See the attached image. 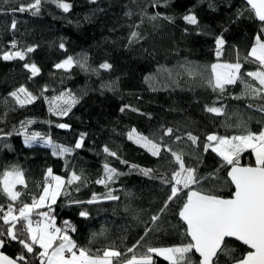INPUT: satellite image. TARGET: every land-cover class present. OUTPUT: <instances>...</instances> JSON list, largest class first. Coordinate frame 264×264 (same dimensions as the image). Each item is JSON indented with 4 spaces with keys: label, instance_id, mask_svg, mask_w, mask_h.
Masks as SVG:
<instances>
[{
    "label": "trees",
    "instance_id": "trees-1",
    "mask_svg": "<svg viewBox=\"0 0 264 264\" xmlns=\"http://www.w3.org/2000/svg\"><path fill=\"white\" fill-rule=\"evenodd\" d=\"M65 2L72 5L68 12L52 0H41L39 13L33 15V10L13 11L33 0H0V53L26 52L28 47H34L33 52H26L23 61L0 58V174L19 169L27 184L26 188L16 186L21 196L15 206L31 203V197L39 195L49 168L65 181L75 172L81 181L66 187L52 205V215L58 227L64 228V222H70L75 231L69 230L68 234L79 247L100 255L112 248L122 253L114 264H126L133 255H143L149 245L173 247L188 243L185 228L177 219L181 200L164 208L170 195V185L164 181L178 167L174 158L163 150L159 157L151 155L129 140L127 134L135 129L159 143L162 129L172 128L173 137L163 136V143L173 151L183 152L186 166L197 168L201 176L219 168L220 158L211 149L204 152L206 136L231 137L264 130V94L246 95L240 80L226 85L223 93L213 91L208 84L210 68L214 63H235L238 50L242 80L259 88L258 82L246 75L257 71L259 65L248 62L245 56L256 35L264 36L261 22L241 0ZM189 14L197 17V25L184 21ZM13 22L15 29L11 27ZM133 32L138 33V38H132ZM220 36L225 44L217 58L215 39ZM13 42L16 49L11 47ZM69 56L84 62L85 68L79 64L68 71L55 68ZM105 62L112 65L110 70L100 68ZM25 63H34L39 74L32 77ZM188 68L192 69L191 75ZM109 84L111 90L101 87ZM21 85L37 97L24 107L9 96ZM62 93L75 97L77 103L67 115H53L49 102L59 103L54 98ZM5 99L7 105L3 103ZM125 105L131 108L121 112ZM206 106L221 108L223 114L209 113ZM60 123L69 128L56 127ZM188 132L199 138L198 145L186 139ZM34 133L72 151L53 155V148L39 137L25 144V135ZM82 133L83 145L76 149ZM176 135L185 139L173 143ZM105 146L119 159L107 155ZM240 161L243 166L255 164L250 151L243 153ZM105 163L121 173L107 187L96 183L105 176ZM139 169L153 171L145 176ZM226 171H220L222 179L217 183L223 190L216 194L227 198L232 187L224 184ZM109 191L119 199H106ZM93 194L98 202L76 203L90 200ZM8 203L0 193V205L5 210ZM81 211H86L87 217L80 216ZM154 215L159 217L155 223L151 219ZM133 247L134 252H128ZM229 247L235 249L236 257L247 251L232 240ZM2 251L13 259L23 253L30 264H39L16 241L6 239ZM153 259L155 264H168L163 257ZM193 259L198 258L193 255ZM219 264H226V258L221 256Z\"/></svg>",
    "mask_w": 264,
    "mask_h": 264
},
{
    "label": "snow or ice",
    "instance_id": "snow-or-ice-1",
    "mask_svg": "<svg viewBox=\"0 0 264 264\" xmlns=\"http://www.w3.org/2000/svg\"><path fill=\"white\" fill-rule=\"evenodd\" d=\"M11 0H3V3H10ZM57 7L64 12H68L72 5L65 0H52ZM95 2V0H93ZM248 11H251L255 18L261 22V32L264 33V0H246ZM41 0H33L29 5H21L13 11L24 12L33 10V15L39 13ZM156 17H152L155 19ZM184 21L189 25H197L198 19L194 14L185 15ZM15 29V22L11 25ZM132 38H138V33L133 32ZM217 58L222 55V49L225 40L222 36L215 39ZM12 49H16L13 42ZM64 48V45H60ZM34 51V47H28L27 53ZM25 51L13 50L0 53V58L5 61L14 59L25 60ZM245 60L250 63H258L257 71H248L246 75L256 80L259 88L244 82L241 77L242 63L240 62L239 52L237 50V59L235 63H214L211 65V78L208 81L209 87L213 91H225L226 85L235 84L240 80L245 84V94H264V36L258 34L255 42L251 46ZM74 64H79L85 68L84 62L75 61L69 56L61 63L55 65L56 69L68 71ZM31 76L39 74L40 69L34 63H25ZM112 65L105 62L100 65L101 69L110 70ZM192 74V69H186ZM112 89V85H101ZM9 96L20 107L33 103L37 97L33 95L25 86L21 85L16 90L9 93ZM67 97V98H65ZM264 98V95H262ZM54 100L62 101V104L49 102V111L53 115L65 116L71 111V107L77 103L75 97L70 94H61ZM7 105L8 101L3 102ZM251 107V105H249ZM131 108L125 105L120 109ZM138 111V109H131ZM205 110L209 113L222 115L223 110L218 107H208ZM264 110V109H262ZM32 123V121H28ZM23 127V124H22ZM56 127L61 129L69 128V125L60 123ZM163 136L173 137L174 129L163 128ZM85 134H81L80 139L76 142L75 148L79 149L83 145ZM163 136L157 143L147 136L138 133L132 129L128 133V139L145 148L151 155L159 157L161 151H166L174 158V163L178 166L172 171L171 177L164 182L170 185V195L165 202L164 208L168 204L180 199L178 217L183 225L186 226L184 235L190 237L186 244L173 247H153L147 246L146 252L137 258L133 255L126 261V264H155L153 256L163 257L168 264H219L221 256L226 258V264H264V130L258 133L246 131L243 134L228 136H218L209 134L206 136L204 143V152L211 149L221 160L219 168L209 172L205 176L198 174L195 167L186 166L183 152L173 151L172 148L163 143ZM39 137L38 133L31 136L25 135V144L35 141ZM46 145L53 148V155L62 156L70 153L71 148L62 145H55L51 139H44ZM185 137L176 135L173 143L181 142ZM186 139L192 145H198L199 138L191 132L186 133ZM103 151L119 159L117 154L110 151L107 146ZM251 152L255 157V164L243 166L240 158L243 153ZM127 163V161H120ZM132 168H138L137 165H131ZM105 176L96 181L97 184L108 186V182L121 173L115 168L104 164ZM221 169H227L224 184L231 185L232 191L229 197L217 195V191L223 190L217 182L222 178ZM145 175L150 176L152 169H139ZM81 181V176L73 172L70 178L65 181L62 177L54 175L52 169H48L44 183L38 196L31 197V203L21 202L19 207L15 206L21 196V192L16 190L17 185L27 187L24 174L19 169L4 171L0 174V193L4 194L9 201L7 210L0 205V248L7 240L18 242L27 254L34 255L39 260V264H114V259L121 257L122 253L112 248L105 249L103 254H93L89 249L79 247L68 234L69 230L75 231L70 222L65 221L64 228L56 225V217L52 215L54 205L58 197L64 193L67 186L74 182ZM77 190H79L77 188ZM181 194L183 197L181 198ZM106 199L117 200L119 197L109 191ZM98 198L93 194L88 201H76V203H96ZM47 209V211H41ZM163 211V209H162ZM86 211H81L80 216L87 217ZM38 217V219H34ZM155 223L159 217H151ZM147 235V232L145 233ZM144 238L141 237V240ZM234 240L247 247V251L236 257L233 254L235 249L229 247V241ZM139 244V242H137ZM128 252H134V247L129 248ZM198 254V259L194 260L193 255ZM30 264L27 257L21 253L14 259L3 253H0V264Z\"/></svg>",
    "mask_w": 264,
    "mask_h": 264
},
{
    "label": "water",
    "instance_id": "water-1",
    "mask_svg": "<svg viewBox=\"0 0 264 264\" xmlns=\"http://www.w3.org/2000/svg\"><path fill=\"white\" fill-rule=\"evenodd\" d=\"M246 6H247V4H246V0H241ZM247 7H249V6H247ZM254 15V14H253ZM255 17V16H254ZM256 19V18H255ZM257 20V19H256ZM258 21V20H257ZM232 187V186H231ZM177 219L180 221V219H179V217H178V214H177ZM182 224H183V222L182 221H180ZM184 226V228H186V226L185 225H183ZM188 238V240L190 241V237H187ZM232 241H234V240H232ZM235 242H237L238 244H240V242H238V241H235ZM240 245H242V244H240ZM242 246H244V245H242ZM245 248H246V250H248L247 249V247L246 246H244ZM0 253H3L4 255H6L3 251H2V248H0ZM195 256L198 258V254H195ZM11 258V257H10Z\"/></svg>",
    "mask_w": 264,
    "mask_h": 264
},
{
    "label": "rangeland",
    "instance_id": "rangeland-1",
    "mask_svg": "<svg viewBox=\"0 0 264 264\" xmlns=\"http://www.w3.org/2000/svg\"><path fill=\"white\" fill-rule=\"evenodd\" d=\"M64 60H65V59H64ZM64 60H62V61H64ZM62 61H61V62H62ZM61 62H59V63H61ZM210 69H211V68H210ZM211 75H212V74H211ZM60 96H61V95H60ZM60 96H59V97H60ZM65 98H67V97H65ZM57 102L62 103V101H60V100H57ZM21 133L25 134L23 129L21 130ZM29 136H30V135H29ZM127 137H128V134H127ZM131 141H132L133 143H135L133 140H131ZM24 143H25V140H24ZM135 144H137V143H135ZM137 145H139V144H137ZM48 146H49V145H48ZM144 149H145V148H144ZM254 163H255V157H254ZM54 175H56V174H54ZM41 211H45V210L41 209ZM34 219H38V217H34ZM137 258H139V257H137Z\"/></svg>",
    "mask_w": 264,
    "mask_h": 264
}]
</instances>
